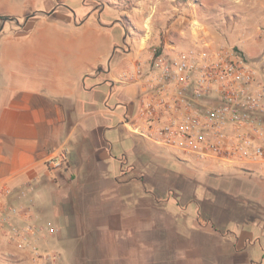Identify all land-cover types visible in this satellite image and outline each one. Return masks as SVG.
<instances>
[{"label":"crops","instance_id":"0c3cea01","mask_svg":"<svg viewBox=\"0 0 264 264\" xmlns=\"http://www.w3.org/2000/svg\"><path fill=\"white\" fill-rule=\"evenodd\" d=\"M57 1L33 17L55 18L47 29L32 23L0 32V186L13 190L11 200L32 206L37 221L54 225L57 247L70 251L76 240L83 249L80 264H264L259 250L247 254L205 234L197 225V204L186 211L178 202L159 204L144 172L134 173L135 150L145 151L146 143L156 147L154 153L166 150L130 131L140 89L120 82L138 62H148L149 45L140 40L139 59L135 47L124 46L131 34L122 40V28L135 27L124 24L120 8L97 0L74 8ZM106 8L117 13L105 14ZM165 48L175 45L167 42ZM173 160L188 173L197 169ZM204 165L214 179L215 170L221 172L220 182L225 170L245 166ZM258 168L245 173L264 180ZM22 190L27 195L19 199ZM236 205L229 209L233 215ZM233 222L264 238L263 222L247 216H233Z\"/></svg>","mask_w":264,"mask_h":264},{"label":"built area","instance_id":"2783aa9c","mask_svg":"<svg viewBox=\"0 0 264 264\" xmlns=\"http://www.w3.org/2000/svg\"><path fill=\"white\" fill-rule=\"evenodd\" d=\"M170 50L149 47L148 62L120 78L140 89L130 131L204 164L258 165L264 173V54L250 61L238 47L210 43ZM13 196L0 186V264H60L62 255L50 244L54 225L37 221L32 206Z\"/></svg>","mask_w":264,"mask_h":264},{"label":"rangeland","instance_id":"374dc122","mask_svg":"<svg viewBox=\"0 0 264 264\" xmlns=\"http://www.w3.org/2000/svg\"><path fill=\"white\" fill-rule=\"evenodd\" d=\"M56 1L0 0V28L3 25L1 31L4 30L3 33H6V30L17 26H30L32 23L34 26L47 29L48 23H55V18L34 21V16L47 13L48 5L56 6L58 3ZM62 1H67V6L74 8L83 0ZM62 1L60 0L61 3ZM97 2L120 8L124 24L126 26L132 24L135 27L134 29L123 27L122 40L127 32L131 34L127 37V43H123L125 47H135L137 59L141 55L138 53L141 48L140 40H144L149 47L165 48L166 43L170 42L175 45V48L170 50L171 54L186 51L202 43H210L214 47L220 45L238 47L250 61H260L264 54V0H97ZM77 11L81 12L80 9ZM106 13L115 15L117 11L106 8ZM3 33H0V37L4 35ZM126 63H119L112 73L118 74L123 67L130 64ZM129 137L125 134V138ZM124 141L126 144V139ZM154 149L155 146L146 143L145 151L133 150L131 162L136 168L134 173L137 176L141 171L144 172L146 188L155 195L159 204L178 202L180 204L178 207L184 211L188 205L197 204L200 206L197 225L205 234L211 233L213 240L221 244L230 242L232 245L236 244L247 254L255 250H259L260 254L264 253V238H259L257 234L251 235L245 223L233 222V216L238 221L247 216L258 223L259 221L264 223V180L258 175L245 173L247 170L258 172L257 165H245L244 169H240L244 172L239 171L243 176L235 170H225L223 173L225 178L220 182L218 177L221 172L218 169L215 170L217 176L214 179L203 171L204 164L195 162L190 156L170 149L154 153ZM174 157L193 162L197 169L186 172L185 168L174 163ZM205 186L210 189L207 193L203 190ZM235 204L237 205L233 215L229 209ZM223 206L226 208L222 209ZM189 207L190 210L194 209L192 206ZM241 230L245 233L243 234ZM56 238L57 236L50 244L64 257L61 264H80L83 249L78 246L79 243L74 240L70 251H67V248L57 247Z\"/></svg>","mask_w":264,"mask_h":264},{"label":"water","instance_id":"95a60500","mask_svg":"<svg viewBox=\"0 0 264 264\" xmlns=\"http://www.w3.org/2000/svg\"><path fill=\"white\" fill-rule=\"evenodd\" d=\"M3 29V25L1 26V28H0V31Z\"/></svg>","mask_w":264,"mask_h":264}]
</instances>
